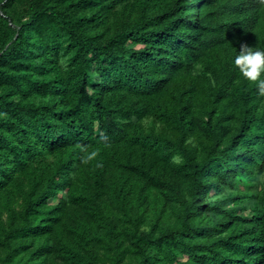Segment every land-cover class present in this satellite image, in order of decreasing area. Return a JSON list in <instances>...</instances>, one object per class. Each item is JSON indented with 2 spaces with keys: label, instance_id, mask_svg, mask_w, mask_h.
<instances>
[{
  "label": "trees",
  "instance_id": "obj_1",
  "mask_svg": "<svg viewBox=\"0 0 264 264\" xmlns=\"http://www.w3.org/2000/svg\"><path fill=\"white\" fill-rule=\"evenodd\" d=\"M242 43L258 0H0V264H264Z\"/></svg>",
  "mask_w": 264,
  "mask_h": 264
},
{
  "label": "clouds",
  "instance_id": "obj_2",
  "mask_svg": "<svg viewBox=\"0 0 264 264\" xmlns=\"http://www.w3.org/2000/svg\"><path fill=\"white\" fill-rule=\"evenodd\" d=\"M258 2L264 5V0H258ZM232 62L241 77L249 84L254 85L258 96L264 98V48L258 46L253 48L246 43H242ZM98 143L103 147H110V141L106 135H101ZM80 151L83 165L95 164L96 167L102 166L99 161L100 148L89 149L82 146ZM261 179H264V176Z\"/></svg>",
  "mask_w": 264,
  "mask_h": 264
},
{
  "label": "rangeland",
  "instance_id": "obj_3",
  "mask_svg": "<svg viewBox=\"0 0 264 264\" xmlns=\"http://www.w3.org/2000/svg\"><path fill=\"white\" fill-rule=\"evenodd\" d=\"M263 176H264V174H263ZM157 209H153L151 206H147V216L145 217V221H144V223L143 224H141L140 225V227H147L148 226V222H150V221H153V214L154 213H156L157 211H156ZM125 260H128L127 259V257H125Z\"/></svg>",
  "mask_w": 264,
  "mask_h": 264
}]
</instances>
